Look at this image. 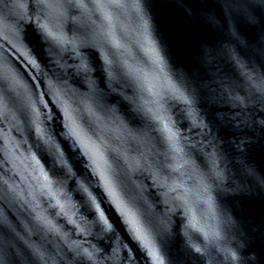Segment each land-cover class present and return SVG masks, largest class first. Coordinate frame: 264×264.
Returning <instances> with one entry per match:
<instances>
[{"label": "water", "instance_id": "1", "mask_svg": "<svg viewBox=\"0 0 264 264\" xmlns=\"http://www.w3.org/2000/svg\"><path fill=\"white\" fill-rule=\"evenodd\" d=\"M262 120L264 0H0V260L264 264Z\"/></svg>", "mask_w": 264, "mask_h": 264}, {"label": "snow or ice", "instance_id": "2", "mask_svg": "<svg viewBox=\"0 0 264 264\" xmlns=\"http://www.w3.org/2000/svg\"><path fill=\"white\" fill-rule=\"evenodd\" d=\"M38 4L41 6L46 7H57V8H67L69 10L73 8H83L86 6L87 0H37ZM121 2V0H94V4L98 8H103L107 4H113L117 5ZM47 36L55 39L56 37L53 36V34L48 31V29L44 25L39 26ZM106 64H111V61L106 59ZM83 68L86 70V65L83 66ZM114 89H120L122 94H124L125 100L128 101L129 105H132L135 103L136 100V89L140 88L143 90V80L140 75V71L138 69H132V68H125L122 69V75L120 80L113 82ZM131 92V96L129 97L128 93ZM262 124H264V120L261 121ZM5 243V238L0 237V251H2V246ZM197 251H200L197 249ZM88 258L92 259V254H88ZM231 259L234 262L240 261V258L237 256H232ZM0 264H3V261L0 260Z\"/></svg>", "mask_w": 264, "mask_h": 264}]
</instances>
